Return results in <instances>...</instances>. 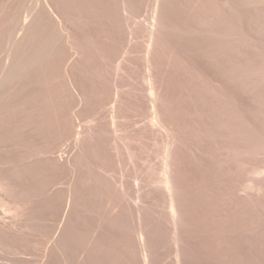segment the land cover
I'll list each match as a JSON object with an SVG mask.
<instances>
[{"label":"rangeland","instance_id":"1","mask_svg":"<svg viewBox=\"0 0 264 264\" xmlns=\"http://www.w3.org/2000/svg\"><path fill=\"white\" fill-rule=\"evenodd\" d=\"M0 264H264V0H0Z\"/></svg>","mask_w":264,"mask_h":264}]
</instances>
